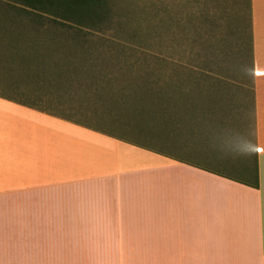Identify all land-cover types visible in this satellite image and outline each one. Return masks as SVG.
<instances>
[{
  "label": "crops",
  "instance_id": "obj_1",
  "mask_svg": "<svg viewBox=\"0 0 264 264\" xmlns=\"http://www.w3.org/2000/svg\"><path fill=\"white\" fill-rule=\"evenodd\" d=\"M251 16L250 65L172 102L51 90L0 36V264H264V0Z\"/></svg>",
  "mask_w": 264,
  "mask_h": 264
},
{
  "label": "trees",
  "instance_id": "obj_2",
  "mask_svg": "<svg viewBox=\"0 0 264 264\" xmlns=\"http://www.w3.org/2000/svg\"><path fill=\"white\" fill-rule=\"evenodd\" d=\"M248 1L251 63L253 58V34L251 0ZM215 2L216 0H188L186 3V7L190 10L191 17L187 19L184 28L188 30L190 25L195 24V16L193 15L201 14L200 20L195 26L198 33V40H201V47H204L207 52H210L209 47L212 48V46H206L205 42L216 41L219 38V33L216 29L215 31H209L211 33L208 38L205 39L204 35V29H206L208 25H210L212 29L214 27L216 28L217 20H215L216 18L214 15L210 14V8L206 7L208 4V6H210L211 3L213 4ZM8 4H10L6 6L8 10L4 13L6 18L9 16L13 19L12 17L22 16L25 20L32 22L33 24L30 26L34 28H36L37 25H49L53 29H58L59 31L58 39L56 37L52 39H39L32 35L25 34L24 30L27 28L22 23L0 20V24L6 26V28L0 29L1 37L4 36L11 40H20L23 42L21 47H17L16 53L12 56L13 59L17 60L8 62L9 65H11V67L15 66L16 69L20 68L24 70L25 74H28L26 70L29 68L30 64L35 61L39 64L40 72L38 78H40L41 81H46V79H48L47 76H49L53 79L55 84L63 83L64 86H66L65 83L68 82L70 84L68 86L75 87V84L71 83H81L80 80L83 81L84 78H87L90 79V88L96 87L98 89H104L119 86L143 87L147 90L143 93L144 98L153 102V100H150L153 95H155L151 93L150 90L152 86L151 81H155L157 73L159 72L166 70L178 72L179 70V85L185 86L190 84L193 80L197 81L198 84H203L202 81L208 79V71L223 70L225 61L228 62V67L233 66L229 61V54L225 52L212 55L215 61L213 66L217 68L212 69L211 67L205 66L204 68L199 67V69L194 70L193 68L191 69L185 66L180 59L167 58L160 55L155 56L145 45L139 43L137 40L120 38L117 35L119 33H112L111 28L112 20L116 18L118 14V9L115 7L113 0H14ZM1 6L4 5H2L0 0V8H2ZM58 40H61V43H57ZM220 41L224 43L227 42L224 38L220 39ZM67 42L72 43L75 49L82 50V52L79 53L80 55L55 52L54 48L57 44L65 46ZM215 53H217V51ZM46 54L51 56L49 61L43 58ZM30 56H33L32 60ZM101 56H113L117 58L133 57L135 58V63L133 62L134 65H131L128 69L111 72L109 70L96 69L94 67L88 69V71L69 69L73 62L79 61L85 66L88 65L87 62L94 61V59L98 61L97 59ZM141 56L153 58V64H140L139 58ZM208 61L211 62V59ZM209 62H207L208 65L211 64ZM246 66H248V64L246 65V62L244 63L239 59L237 65L233 66V68L236 67V69H240ZM192 72H200L201 76H195L194 78L191 75ZM115 77L116 79H114ZM125 77L129 79L132 78L135 81L121 85L122 83L120 80H124L123 78ZM54 83L49 81L50 85H55ZM179 85H177L178 87L174 90L173 94L168 93V88H166V90L164 89V94L159 91L158 93H160V95L156 93L157 96H155H159L158 101H175L179 96ZM174 95L175 99L172 100ZM94 96H97V98L104 97V95L101 96L99 92L98 95ZM122 97H124L125 101H128L130 95L123 94ZM255 186L258 187L257 180Z\"/></svg>",
  "mask_w": 264,
  "mask_h": 264
},
{
  "label": "rangeland",
  "instance_id": "obj_3",
  "mask_svg": "<svg viewBox=\"0 0 264 264\" xmlns=\"http://www.w3.org/2000/svg\"><path fill=\"white\" fill-rule=\"evenodd\" d=\"M14 0H1L2 8H0V20L7 22H18L25 25L27 29L24 30L25 34L32 35L39 39H52L56 37L58 39L59 31L55 30L49 25L40 26L36 28L30 26L33 23L25 20L24 17H12L6 18L4 15L9 6ZM115 7L118 9L116 18L112 20L111 28L112 33L118 32L120 38L137 40L139 43L145 45L152 54L160 55L162 57L180 59L185 65L193 68L194 70L199 67H211L217 68L213 65V54L228 53L229 61L233 66L237 65V62L242 60L246 65L250 63L251 47H250V26H249V4L248 0H216L215 3H211L210 14L214 15L217 20L216 28H211L210 25L204 29L205 39L208 38L211 32L215 29L219 33V38L216 41H206V46L209 47L207 52L204 47H201V40H198V33L196 30V23L200 20L201 14H195V24L190 25L189 29L185 30L184 25L187 23V19L191 17L190 10L186 7L188 0H113ZM224 38L227 42H221L220 39ZM56 39V40H57ZM223 41V40H222ZM61 43L58 40L57 43ZM90 46V45H88ZM56 53H69L72 55H80L82 50L75 49L72 43L59 45L54 48ZM217 51V53H215ZM208 55H207V53ZM210 53V54H209ZM242 56V57H241ZM140 64L145 63L153 64L152 59L149 57L141 56ZM211 59V62L208 60ZM96 61L87 62L85 65L82 62L76 61L71 64L69 69L82 71H88L93 67L96 69H103L111 71H118L128 69L131 65H134L135 58L125 57L117 58L113 56L99 57ZM214 61V62H213ZM134 62V63H133ZM207 62L211 64H207ZM136 65V64H135ZM224 65H228L225 61ZM92 66V67H89ZM137 66V65H136ZM1 72V71H0ZM116 79V77L114 78ZM121 79V78H118ZM121 85L127 84V82L135 81L128 77L123 78ZM90 79L84 78L81 83H71L75 85H81L83 87H89ZM143 81V80H141ZM151 93L156 96L159 91L164 94V89L168 88L167 92L173 94L174 90L179 85V70L178 72L163 71L157 73L155 81H151ZM142 83V82H140ZM64 84L56 83L51 84L49 87L51 90L59 91L62 86L68 87V82ZM47 84H44L43 89L47 88ZM56 93V92H55ZM157 93V94H156ZM161 94V95H163ZM153 95L150 100H158L159 96ZM164 96V95H163ZM162 98V97H161ZM175 99V95L172 100ZM70 105V103H69ZM55 112H63L54 109ZM72 114V111L69 110Z\"/></svg>",
  "mask_w": 264,
  "mask_h": 264
}]
</instances>
